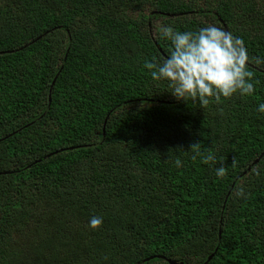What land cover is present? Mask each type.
Returning <instances> with one entry per match:
<instances>
[{
    "label": "trees",
    "instance_id": "obj_1",
    "mask_svg": "<svg viewBox=\"0 0 264 264\" xmlns=\"http://www.w3.org/2000/svg\"><path fill=\"white\" fill-rule=\"evenodd\" d=\"M219 19L254 93L177 100L144 67L170 51L161 25ZM256 57L264 0H0V264H264Z\"/></svg>",
    "mask_w": 264,
    "mask_h": 264
},
{
    "label": "clouds",
    "instance_id": "obj_2",
    "mask_svg": "<svg viewBox=\"0 0 264 264\" xmlns=\"http://www.w3.org/2000/svg\"><path fill=\"white\" fill-rule=\"evenodd\" d=\"M160 34L170 41V51L162 58L146 60L144 67L149 70L151 79L164 82L177 100H192L206 107L211 100L219 103L222 98L254 93L256 81L248 68L250 56L245 43L229 32L220 19L217 24H207L195 31H178L164 23ZM255 63L264 64V58L256 57ZM257 111L264 113V102L258 104ZM190 149L195 150V155H203V163L215 160L214 155L200 152L199 142L192 144ZM175 164L180 167L182 161L177 159ZM225 173L224 167L216 168L218 178ZM255 174L261 173L256 171ZM235 196H246V193L238 187ZM102 223L101 217L92 216L89 227L95 230Z\"/></svg>",
    "mask_w": 264,
    "mask_h": 264
},
{
    "label": "water",
    "instance_id": "obj_3",
    "mask_svg": "<svg viewBox=\"0 0 264 264\" xmlns=\"http://www.w3.org/2000/svg\"><path fill=\"white\" fill-rule=\"evenodd\" d=\"M104 123H105V122H104ZM213 256H214V253H212V254L207 258L205 264L208 263V262L212 259ZM167 262H168V264H177L175 261H171V260H167ZM181 264H183V263H181Z\"/></svg>",
    "mask_w": 264,
    "mask_h": 264
},
{
    "label": "rangeland",
    "instance_id": "obj_4",
    "mask_svg": "<svg viewBox=\"0 0 264 264\" xmlns=\"http://www.w3.org/2000/svg\"><path fill=\"white\" fill-rule=\"evenodd\" d=\"M255 1H257V0H255ZM152 22V21H151ZM153 24V23H152ZM150 30H151V33H152V35L154 34V25H151L150 26ZM177 263V262H176ZM178 264V263H177Z\"/></svg>",
    "mask_w": 264,
    "mask_h": 264
},
{
    "label": "flooded vegetation",
    "instance_id": "obj_5",
    "mask_svg": "<svg viewBox=\"0 0 264 264\" xmlns=\"http://www.w3.org/2000/svg\"><path fill=\"white\" fill-rule=\"evenodd\" d=\"M150 23H151V21L148 22V24H150ZM210 24H213V23H210ZM151 34H152V33H151Z\"/></svg>",
    "mask_w": 264,
    "mask_h": 264
}]
</instances>
